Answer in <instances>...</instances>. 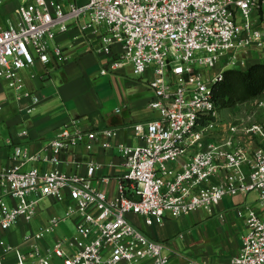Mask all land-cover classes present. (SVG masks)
I'll return each instance as SVG.
<instances>
[{"label":"built area","instance_id":"2783aa9c","mask_svg":"<svg viewBox=\"0 0 264 264\" xmlns=\"http://www.w3.org/2000/svg\"><path fill=\"white\" fill-rule=\"evenodd\" d=\"M16 12L0 28V81L17 98H32L29 111L42 98L29 90L23 70L67 61V48L55 39L78 26L94 51L111 55L103 74L126 64L136 75L154 70L150 106L159 116L134 125L142 144H117L127 171L116 197L92 185L99 163L90 162L86 175L27 167L40 153L15 145L12 163L0 168V264H8L9 252L15 264L29 256L36 264H169L167 242L150 237L129 214L162 223L199 209L213 213L225 196L253 191L260 208L239 210L247 230L232 264H264V93L228 108L234 110L227 116L214 99L227 69L248 68L256 62L252 53L264 54V0H23ZM116 135V128L85 130L73 119L47 149L59 162L63 149L91 148L100 136L111 146ZM47 195L72 200L65 215L77 217L76 230L43 248L39 238L61 221L53 216L20 244L8 242L4 234L20 219L31 221Z\"/></svg>","mask_w":264,"mask_h":264},{"label":"crops","instance_id":"0c3cea01","mask_svg":"<svg viewBox=\"0 0 264 264\" xmlns=\"http://www.w3.org/2000/svg\"><path fill=\"white\" fill-rule=\"evenodd\" d=\"M75 1L83 4L87 0ZM10 7L15 10L17 18L18 5ZM7 25L8 22L4 27ZM55 41L67 48V61L59 64L37 61L34 66L23 70L29 90L42 98L32 111H29L32 98H17L14 90L5 81H0V168L12 163L15 145H20L31 154L40 153V159L29 161L27 167H57L67 173L86 175L88 164L95 162L99 163V167L89 177L92 185L109 196L116 197L120 193V181L127 171L125 158L117 144H142L144 139L136 134L134 125L159 116V111L150 106L155 97L149 85L150 79L154 77V70L149 69L143 75H136L132 65L126 64L103 74L101 71L108 67L111 55L94 51L78 26L58 33ZM120 49L121 46L115 44L114 51ZM251 57L256 62H264L259 53H252ZM73 119L85 130L116 128L117 135L111 139L112 145L103 146L100 141L105 138L100 136L97 141H90L91 148L78 143L61 150L59 162L51 160L53 152L47 149V142L56 137ZM105 177L110 180L105 181ZM71 202L69 197L62 200L52 195L43 197L39 201L35 217L31 221L20 219L4 237L10 243L20 244L27 233L40 231L51 217L58 216L61 221L55 230L47 232L38 240L43 248L50 247L57 238L76 230L77 217L65 215ZM249 204L256 209L260 208L255 191L225 196L213 213L199 209L181 215L191 219L192 224L195 223L194 215L199 216L196 222L205 217L215 218L202 231V235L205 234V237H201L202 240L191 235L182 245L171 241L177 235V228L175 223H171V219L146 224L141 215L131 213L129 218L150 237L167 242L169 264H188L194 259L204 264H232V258L240 250L242 235L247 230L245 217L239 210ZM208 241H212V244L216 242L215 247L221 244L224 249H204V243ZM24 247L25 250H30L26 244ZM2 252L3 246L0 244V253ZM5 259L8 264L16 262L13 252L5 254ZM55 261L60 262L59 259ZM27 264H36L35 258L29 256Z\"/></svg>","mask_w":264,"mask_h":264},{"label":"trees","instance_id":"16d2710c","mask_svg":"<svg viewBox=\"0 0 264 264\" xmlns=\"http://www.w3.org/2000/svg\"><path fill=\"white\" fill-rule=\"evenodd\" d=\"M264 93V62L248 68H230L214 86V99L219 110L233 108Z\"/></svg>","mask_w":264,"mask_h":264},{"label":"rangeland","instance_id":"374dc122","mask_svg":"<svg viewBox=\"0 0 264 264\" xmlns=\"http://www.w3.org/2000/svg\"><path fill=\"white\" fill-rule=\"evenodd\" d=\"M22 1L23 0H6L4 3L0 4V26L1 27L5 26V24L8 22V19L15 20V18H16L15 10L13 8H11L10 6L16 5V4L19 5ZM260 56H261L260 59L264 60V54H261ZM242 107H243L242 109H244V107H246V106L242 105ZM233 110L234 109H228V108L226 109L225 108L222 111V115H226V116L231 115V114H233L232 113ZM198 217L199 216L194 215L193 219L195 220V223H193V224L190 223L191 219H189L188 217H182L181 216V217H177V218H170L172 220L171 223H175V227L177 228V235L175 237H172L171 241L176 242L178 245L179 244L182 245V244H185L187 242V240H189L191 238V235L195 236V238L198 240H202L201 237L202 236L205 237V234L202 235V231H204V229L206 228L205 226L211 224V222L215 218L205 217L202 221L196 222ZM139 227H141V226H139ZM215 243L216 242H213V244H212V241L211 242H209V241L205 242L204 243L205 244L204 249L209 250L210 248H214L213 249L214 251L224 249L223 245H221V244H220V246L216 245V247H215V245H214ZM187 258H189V257H187Z\"/></svg>","mask_w":264,"mask_h":264}]
</instances>
